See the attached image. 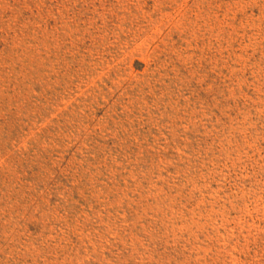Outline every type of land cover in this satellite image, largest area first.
<instances>
[{"label":"rangeland","instance_id":"obj_1","mask_svg":"<svg viewBox=\"0 0 264 264\" xmlns=\"http://www.w3.org/2000/svg\"><path fill=\"white\" fill-rule=\"evenodd\" d=\"M0 264H264V0H0Z\"/></svg>","mask_w":264,"mask_h":264}]
</instances>
